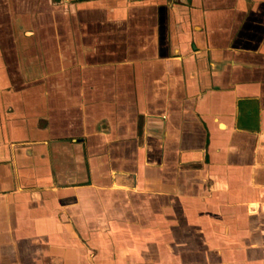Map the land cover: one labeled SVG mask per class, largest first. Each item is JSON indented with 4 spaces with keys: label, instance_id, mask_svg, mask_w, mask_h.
<instances>
[{
    "label": "crops",
    "instance_id": "obj_1",
    "mask_svg": "<svg viewBox=\"0 0 264 264\" xmlns=\"http://www.w3.org/2000/svg\"><path fill=\"white\" fill-rule=\"evenodd\" d=\"M0 264H264V0H0Z\"/></svg>",
    "mask_w": 264,
    "mask_h": 264
}]
</instances>
